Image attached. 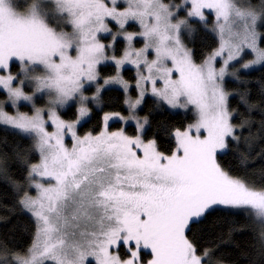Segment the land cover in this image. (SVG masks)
Segmentation results:
<instances>
[{
	"label": "snow or ice",
	"instance_id": "1",
	"mask_svg": "<svg viewBox=\"0 0 264 264\" xmlns=\"http://www.w3.org/2000/svg\"><path fill=\"white\" fill-rule=\"evenodd\" d=\"M108 91L126 115L103 111ZM0 96V219L30 221L0 264H229L220 248L249 231L244 264H264V173L246 171L264 160V0H0ZM149 104L193 122L165 148Z\"/></svg>",
	"mask_w": 264,
	"mask_h": 264
},
{
	"label": "trees",
	"instance_id": "2",
	"mask_svg": "<svg viewBox=\"0 0 264 264\" xmlns=\"http://www.w3.org/2000/svg\"><path fill=\"white\" fill-rule=\"evenodd\" d=\"M198 47H204L205 45L212 44L211 37H205L203 33L199 34L196 40ZM110 71V69H109ZM128 76L133 75L132 72L127 73ZM259 73H256L252 79H258ZM229 88L237 90L238 85L233 82L229 84ZM3 97V96H0ZM233 106H236V103H233ZM103 111H119L121 113H126V109L122 105L121 96L118 91H108L103 94V103L101 105ZM152 113V123H151V130L148 132L149 137L154 135L159 136V142L162 144L163 147H168V139L169 134L168 130L173 127H179L181 125H186L191 123L193 120V116L191 113L186 112H173V113H165L159 114L157 110L154 108L153 105L149 104L147 107L144 108L141 115ZM99 113V115H97ZM62 115L68 118L75 117V109H66L62 112ZM103 112L100 109H95L92 117L87 122H83L82 126L78 127V132L80 134H84L89 131H96L98 129V125L100 124ZM111 126H115L113 123ZM131 127L127 128V131L130 130ZM8 139V142L11 144L13 142V138L10 136H6L5 132L3 131L2 127H0V141ZM258 151V149H257ZM228 160L232 162L233 165L238 163V159L234 157H228ZM247 174L250 178L256 181L258 184L261 180V175L264 173V160L257 158L255 155L251 157L250 163L246 169ZM10 194L8 193L6 187L3 184H0V205L4 203V201L10 200ZM5 215L3 208H0V217ZM218 222L222 223V218H217ZM231 221H236V218H229ZM239 224H244V220L237 221ZM30 221L26 216H18L11 219V222L5 223L2 219H0V237L5 235L8 236L10 240H14L16 243L27 246L29 242V235L26 231V227L29 225ZM219 230L217 231V235H219ZM204 240L207 241L209 239L208 233L202 234ZM254 244L253 234L249 231L245 234H236L235 240L227 245H224L220 248L218 255L224 257L229 264H244L245 257L243 252L245 249L250 248ZM237 245L239 247L237 248Z\"/></svg>",
	"mask_w": 264,
	"mask_h": 264
},
{
	"label": "rangeland",
	"instance_id": "3",
	"mask_svg": "<svg viewBox=\"0 0 264 264\" xmlns=\"http://www.w3.org/2000/svg\"><path fill=\"white\" fill-rule=\"evenodd\" d=\"M19 2L21 3V4H23L24 2H25V0H19ZM177 2L178 3H182L183 2V0H177ZM139 46V45H138ZM248 58H251V57H248ZM133 75H134V73H133ZM230 90H234V89H230ZM89 95H91V93H89ZM0 99H3V97H0ZM67 109V108H66ZM66 109H64V110H62V112H64ZM23 111H28L29 109L28 108H23L22 109ZM179 112H183V113H186V112H184L183 110H181V111H179ZM189 113H191L192 114V116H193V119H194V113L193 112H191V111H189ZM62 114V113H61ZM122 115H126L127 113H121ZM63 116V115H62ZM63 118L64 119H66V120H71V118H68V117H65V116H63ZM72 119H74V117L72 118ZM87 119V118H86ZM84 121H82V123H83ZM192 122H193V120H192ZM115 124V126H111L112 124ZM120 127H125L126 128V131H127V128L128 127H131V129L130 130H128L127 132L129 133V134H132L133 132H134V129H135V124H134V122H132V121H129L128 122V124L127 125H125V124H123L122 122H120L119 120H113V121H110V130H117L118 128H120ZM66 143H69L70 144V139L69 140H66Z\"/></svg>",
	"mask_w": 264,
	"mask_h": 264
}]
</instances>
